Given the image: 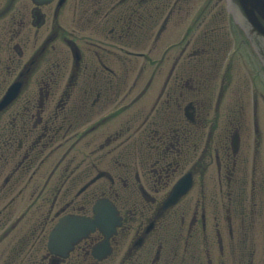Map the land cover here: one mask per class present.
<instances>
[{
	"label": "flooded vegetation",
	"instance_id": "obj_1",
	"mask_svg": "<svg viewBox=\"0 0 264 264\" xmlns=\"http://www.w3.org/2000/svg\"><path fill=\"white\" fill-rule=\"evenodd\" d=\"M263 143L225 0H0V264H255Z\"/></svg>",
	"mask_w": 264,
	"mask_h": 264
},
{
	"label": "water",
	"instance_id": "obj_2",
	"mask_svg": "<svg viewBox=\"0 0 264 264\" xmlns=\"http://www.w3.org/2000/svg\"><path fill=\"white\" fill-rule=\"evenodd\" d=\"M228 3L236 23L264 66V0H228Z\"/></svg>",
	"mask_w": 264,
	"mask_h": 264
},
{
	"label": "rangeland",
	"instance_id": "obj_3",
	"mask_svg": "<svg viewBox=\"0 0 264 264\" xmlns=\"http://www.w3.org/2000/svg\"><path fill=\"white\" fill-rule=\"evenodd\" d=\"M261 218V222L255 227V264H264V217Z\"/></svg>",
	"mask_w": 264,
	"mask_h": 264
}]
</instances>
